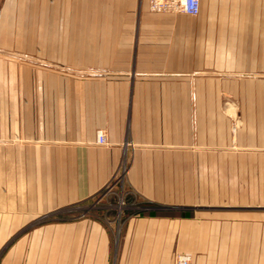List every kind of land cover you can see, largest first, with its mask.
<instances>
[{
	"label": "crops",
	"instance_id": "obj_1",
	"mask_svg": "<svg viewBox=\"0 0 264 264\" xmlns=\"http://www.w3.org/2000/svg\"><path fill=\"white\" fill-rule=\"evenodd\" d=\"M78 1L55 8L146 6ZM196 17L195 30L189 18L145 12L134 37H103L100 45L90 38L83 53L77 37L61 39L72 44L45 57L52 68L21 76L23 94L55 96L0 98V264H174L180 254L192 264H264V177L238 182L240 191L230 179V188H213L194 205L188 189L176 192L171 178L145 172L190 169L193 81L214 91L209 104H224L217 95L229 91L231 104L251 107L227 135L224 125L208 134L199 126V167L264 170V0H199ZM130 149L137 211L113 227L93 216L57 219L93 200Z\"/></svg>",
	"mask_w": 264,
	"mask_h": 264
},
{
	"label": "rangeland",
	"instance_id": "obj_2",
	"mask_svg": "<svg viewBox=\"0 0 264 264\" xmlns=\"http://www.w3.org/2000/svg\"><path fill=\"white\" fill-rule=\"evenodd\" d=\"M61 1L64 0H0V98L55 96V91L38 89L26 90L23 94L21 76L23 70H31L34 67L38 69L52 68L46 58L53 57V53L56 51H69V44H72L60 41L61 39L77 37L79 41L74 43L75 50L83 53L86 44H91L86 41L90 38L97 40L93 42L94 45H100L103 43V37H134L139 19L145 12L155 17L189 18L194 29L197 28V17L172 9H152L149 0H137L139 7L142 3L146 5L144 9L122 10L55 8V3ZM80 1H78V5H84ZM170 2L171 0L163 1V5ZM74 75L87 76L84 72ZM224 93L221 96L217 95V97L225 99L224 104L212 105L208 102L214 100V91L198 89L197 83L191 82L189 91L190 169L188 171L181 169L145 171L153 178H171L174 181L173 189L176 192L181 193V188L188 189L191 203L194 205H198L200 196L204 202L203 199L205 197L207 199L211 195L213 188H218L217 195H220L222 187L230 188V179H236L232 187L236 184V188L240 191L244 189L245 184L240 187V185L237 186L238 182L245 183L247 177H254V182H256L257 178L264 177V170H209L199 167L201 165L199 163L203 162V155L198 154L199 126L204 125L208 134L212 130L210 126L213 124L217 127L224 125L223 132L225 131V135H227L228 131H235L240 125L242 115H245L246 110L251 108L238 106L235 103L231 104L226 99L232 95L229 91ZM199 102L202 103L199 104ZM204 102L206 103L203 104ZM223 120L225 122L222 124ZM99 133L104 135L102 131H98L97 135ZM103 145H106V139ZM131 150L121 158L118 168L104 187L96 193L93 200L78 203L71 207L73 208L71 215L62 213L57 219L72 218L79 222L88 216H93L100 222L103 221L105 225L111 224L113 227L123 222L126 213L137 211L141 196L129 182L130 174L133 172L131 166L134 159ZM151 160H155L154 155L151 156ZM175 161L181 162V155L175 157ZM182 177L184 178L183 185L181 184ZM215 178L216 185H218L216 187L211 185ZM219 179L224 180V186L220 185L221 180ZM253 189H257V186H254ZM119 200L122 201V206L119 205ZM111 238L113 243L118 241L117 228L113 229Z\"/></svg>",
	"mask_w": 264,
	"mask_h": 264
},
{
	"label": "built area",
	"instance_id": "obj_3",
	"mask_svg": "<svg viewBox=\"0 0 264 264\" xmlns=\"http://www.w3.org/2000/svg\"><path fill=\"white\" fill-rule=\"evenodd\" d=\"M166 0H149L152 9H172L183 14L196 17L199 12V0H171L167 5H163ZM97 143L103 145L105 137L102 133L97 135ZM119 205L122 206V201L119 200ZM174 264H192L190 257L185 255H177L174 259Z\"/></svg>",
	"mask_w": 264,
	"mask_h": 264
}]
</instances>
